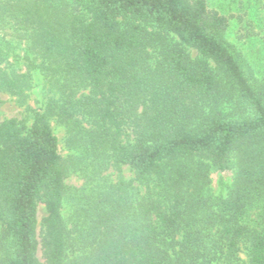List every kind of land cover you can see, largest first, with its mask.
I'll return each mask as SVG.
<instances>
[{"label":"trees","instance_id":"obj_1","mask_svg":"<svg viewBox=\"0 0 264 264\" xmlns=\"http://www.w3.org/2000/svg\"><path fill=\"white\" fill-rule=\"evenodd\" d=\"M229 26L205 0H0V37L25 40L63 102L0 124V264H264V76ZM6 58L0 93L25 107L31 68ZM59 113L88 115L91 155L136 176L93 199L73 238ZM210 167L235 169L227 196Z\"/></svg>","mask_w":264,"mask_h":264},{"label":"rangeland","instance_id":"obj_2","mask_svg":"<svg viewBox=\"0 0 264 264\" xmlns=\"http://www.w3.org/2000/svg\"><path fill=\"white\" fill-rule=\"evenodd\" d=\"M195 1V0H190ZM212 11L229 18L230 26L224 37L249 66L255 69L258 78L264 76V0H205ZM11 40V43L9 42ZM9 42V43H8ZM0 46L5 54L6 61L2 67L9 71L23 74L30 69V90L29 100L25 107H19L16 99L10 95L0 93V124L9 119H18L32 124L33 115L30 110L43 112L48 104L58 102L59 94L52 90L49 80L41 70V59L28 53L25 40L11 37H0ZM157 55L155 54L154 57ZM195 56V53H193ZM89 90L79 89L76 98L88 96ZM73 113L72 111H70ZM73 114L65 116L59 113L51 120V127L59 140V152L67 169L65 180L66 194L63 214L72 238L76 237L73 231L84 223V212L89 203L99 194L107 191L111 185L119 183L121 179L132 181L136 179L134 171L128 166L120 165L114 159H97L90 153L83 142V129L97 130L89 116ZM77 121H80L77 125ZM236 163V159H231ZM207 162V161H206ZM208 165L210 162H207ZM236 176L235 169L225 172L216 171L210 167L209 186L214 196H227L234 184ZM136 185H138L136 183ZM44 205H39L40 241L43 237L42 221L46 217ZM73 250L70 249L69 257H73ZM39 259L44 263L43 251L40 248ZM246 259V255H242Z\"/></svg>","mask_w":264,"mask_h":264}]
</instances>
